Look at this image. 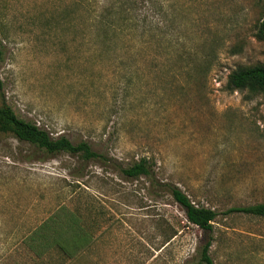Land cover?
<instances>
[{
  "label": "rangeland",
  "instance_id": "1",
  "mask_svg": "<svg viewBox=\"0 0 264 264\" xmlns=\"http://www.w3.org/2000/svg\"><path fill=\"white\" fill-rule=\"evenodd\" d=\"M114 1L0 0V104L107 158L48 154L0 131V264H61L39 240L64 214L88 239L67 264H201L210 234L166 182L218 211L215 264H264V217L227 213L264 202V97L227 89L233 70L264 63V0H140L149 31L107 46L90 11ZM144 156L160 184L122 172Z\"/></svg>",
  "mask_w": 264,
  "mask_h": 264
},
{
  "label": "trees",
  "instance_id": "2",
  "mask_svg": "<svg viewBox=\"0 0 264 264\" xmlns=\"http://www.w3.org/2000/svg\"><path fill=\"white\" fill-rule=\"evenodd\" d=\"M139 1L116 0L102 6L98 10L92 9L90 11L91 21L88 24V30L97 37L98 41L107 46L122 37H128L126 36L127 34L136 35L137 28L143 26L142 23H136L137 2ZM129 2L133 3L128 5ZM143 21L142 34L145 35L149 31V28L145 18ZM256 36L259 40H264V17L259 21ZM147 43L148 40H145L141 48L142 50L147 47ZM138 44L135 38V50ZM105 49L107 51L109 50L108 47H105ZM2 87L3 83L0 79V90H2ZM227 89L230 91H247L252 96L262 95L264 97V63L243 65L233 70L228 76ZM0 131L11 132L18 139L28 142L48 154L67 152L79 155L84 160L98 159L107 161L106 156L102 152L94 149L90 142L86 140L74 142L65 135L53 136L47 128L37 122L19 117L14 109L6 102L5 98L0 104ZM155 166L156 161L154 159L144 156L132 165L124 167L122 172L132 178L145 176L153 183L157 182L160 184L161 182L157 178ZM165 185L168 186L176 202L184 207L188 220L210 234L207 242L199 252L200 263L215 264L210 254V249L214 240L212 237L213 222L218 216V211L212 207L195 203L186 192L171 182H166ZM64 210L65 208H61L58 212L65 213ZM233 212H242L254 217H264V202L252 203L245 206H233L227 210L228 214ZM64 216L67 218V224L61 226L60 230L52 236L49 233L40 234L39 240H43L42 244L46 249L54 247V250L60 256L61 264H67V261L78 257L83 252L81 245L88 241L85 234L81 236L82 238H78V234L75 233L72 235L76 238L74 243L69 229L71 227H81L80 219L78 217L76 218L75 215L68 217L64 214ZM65 225L68 228L65 229Z\"/></svg>",
  "mask_w": 264,
  "mask_h": 264
}]
</instances>
